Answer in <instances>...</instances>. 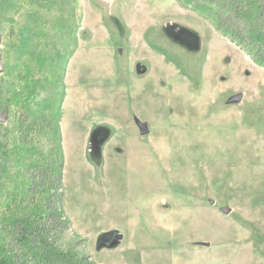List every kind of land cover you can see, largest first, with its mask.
<instances>
[{
	"label": "rangeland",
	"instance_id": "obj_1",
	"mask_svg": "<svg viewBox=\"0 0 264 264\" xmlns=\"http://www.w3.org/2000/svg\"><path fill=\"white\" fill-rule=\"evenodd\" d=\"M82 4L60 105L64 240L95 264H264V68L176 0ZM17 6L0 0V226L26 156L13 111L35 9Z\"/></svg>",
	"mask_w": 264,
	"mask_h": 264
},
{
	"label": "trees",
	"instance_id": "obj_2",
	"mask_svg": "<svg viewBox=\"0 0 264 264\" xmlns=\"http://www.w3.org/2000/svg\"><path fill=\"white\" fill-rule=\"evenodd\" d=\"M176 1L182 7L202 10L217 32L264 68V0ZM17 3L16 14L25 5L35 9V37L16 75L25 90L23 98L16 100L13 115L17 142L26 156L19 163L20 182L13 180L10 184L9 174L5 175L4 211L18 215L0 226V264H95L91 255L79 248L86 240H64L71 222L64 210L59 122L66 63L74 53L77 35V0ZM13 34L14 28H10L8 36ZM35 92L45 94L33 106L25 100Z\"/></svg>",
	"mask_w": 264,
	"mask_h": 264
},
{
	"label": "water",
	"instance_id": "obj_3",
	"mask_svg": "<svg viewBox=\"0 0 264 264\" xmlns=\"http://www.w3.org/2000/svg\"><path fill=\"white\" fill-rule=\"evenodd\" d=\"M0 43H1V32H0ZM2 72V68H1V55H0V73ZM235 101H238L240 100V97H235L234 98ZM7 120V111H3L1 114H0V123H5ZM139 128H140V131H141V134L142 135H146L147 134V129H146V126L143 125V124H139ZM231 209L230 208H223L222 212L226 215H228L230 213ZM121 236H118V238L120 239Z\"/></svg>",
	"mask_w": 264,
	"mask_h": 264
},
{
	"label": "crops",
	"instance_id": "obj_4",
	"mask_svg": "<svg viewBox=\"0 0 264 264\" xmlns=\"http://www.w3.org/2000/svg\"><path fill=\"white\" fill-rule=\"evenodd\" d=\"M82 2H84V0H81V5H83ZM81 13H82V9H81ZM83 18H84V15H83Z\"/></svg>",
	"mask_w": 264,
	"mask_h": 264
}]
</instances>
